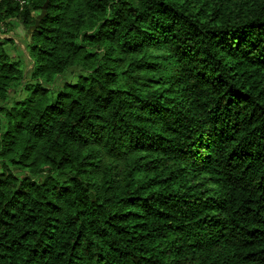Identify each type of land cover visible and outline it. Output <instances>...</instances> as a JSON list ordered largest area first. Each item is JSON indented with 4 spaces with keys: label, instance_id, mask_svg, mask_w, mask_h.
<instances>
[{
    "label": "trees",
    "instance_id": "1",
    "mask_svg": "<svg viewBox=\"0 0 264 264\" xmlns=\"http://www.w3.org/2000/svg\"><path fill=\"white\" fill-rule=\"evenodd\" d=\"M0 264H264V0H0Z\"/></svg>",
    "mask_w": 264,
    "mask_h": 264
},
{
    "label": "rangeland",
    "instance_id": "2",
    "mask_svg": "<svg viewBox=\"0 0 264 264\" xmlns=\"http://www.w3.org/2000/svg\"><path fill=\"white\" fill-rule=\"evenodd\" d=\"M11 29L5 33L4 35H8L12 39L6 40L3 43L4 48L13 56L14 58H18L20 63L21 69H23L24 73H26L29 69L30 60L28 59V51L27 48L24 46V43L27 41L28 38V31L29 27L22 26L17 20H11ZM15 42H14V41ZM58 79V75L55 77ZM63 78V77H62ZM46 86H51L50 84H45ZM20 91H17L14 95L19 96L21 95Z\"/></svg>",
    "mask_w": 264,
    "mask_h": 264
},
{
    "label": "water",
    "instance_id": "3",
    "mask_svg": "<svg viewBox=\"0 0 264 264\" xmlns=\"http://www.w3.org/2000/svg\"><path fill=\"white\" fill-rule=\"evenodd\" d=\"M44 10H45V2L42 4L41 10L36 14V18L41 17L42 14L44 13ZM30 29H31L30 27L27 29V31H28V37L30 35V31H31Z\"/></svg>",
    "mask_w": 264,
    "mask_h": 264
},
{
    "label": "built area",
    "instance_id": "4",
    "mask_svg": "<svg viewBox=\"0 0 264 264\" xmlns=\"http://www.w3.org/2000/svg\"><path fill=\"white\" fill-rule=\"evenodd\" d=\"M22 0H20V2H21Z\"/></svg>",
    "mask_w": 264,
    "mask_h": 264
}]
</instances>
